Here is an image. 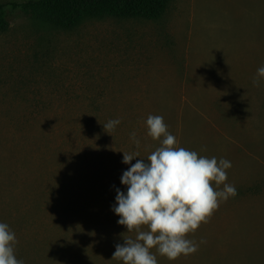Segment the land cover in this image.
<instances>
[{"label": "rangeland", "instance_id": "rangeland-1", "mask_svg": "<svg viewBox=\"0 0 264 264\" xmlns=\"http://www.w3.org/2000/svg\"><path fill=\"white\" fill-rule=\"evenodd\" d=\"M3 18L0 222L18 260L123 264L115 246L136 235L112 210L116 189L127 192L123 152L146 159L160 147L146 126L160 115L178 147L231 162L237 195L188 235L196 253L169 261L152 249L158 264H264V78L253 84L264 0H170L158 20L86 19L71 30L9 6Z\"/></svg>", "mask_w": 264, "mask_h": 264}, {"label": "clouds", "instance_id": "clouds-1", "mask_svg": "<svg viewBox=\"0 0 264 264\" xmlns=\"http://www.w3.org/2000/svg\"><path fill=\"white\" fill-rule=\"evenodd\" d=\"M261 78L264 66L257 69L254 86L259 87ZM120 123L119 119L110 120L103 127L111 132ZM146 126L148 136L159 141L160 147L146 159L139 158V151L123 152L122 162L130 165L121 177L127 192L116 189L112 209L120 217L118 224L125 226L127 233H136L135 238H126L123 245L115 246L112 259L123 264H158L152 249L169 261L196 253L199 245L188 235L208 223L222 201L237 195L235 186L227 183V170L232 167L229 160L218 161L178 147L160 115H149ZM131 139L139 148L135 132ZM134 159L136 163L132 164ZM16 243L15 233L0 222V264H23L15 256Z\"/></svg>", "mask_w": 264, "mask_h": 264}, {"label": "trees", "instance_id": "trees-1", "mask_svg": "<svg viewBox=\"0 0 264 264\" xmlns=\"http://www.w3.org/2000/svg\"><path fill=\"white\" fill-rule=\"evenodd\" d=\"M170 0H36L0 5V32L8 29L5 7L21 9L56 29L71 30L86 19L115 18L154 21L165 12Z\"/></svg>", "mask_w": 264, "mask_h": 264}]
</instances>
